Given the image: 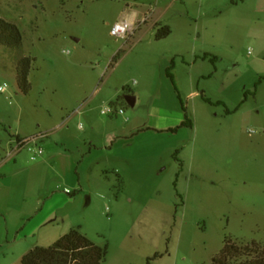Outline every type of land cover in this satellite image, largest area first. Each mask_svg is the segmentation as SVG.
<instances>
[{"label":"rangeland","instance_id":"rangeland-1","mask_svg":"<svg viewBox=\"0 0 264 264\" xmlns=\"http://www.w3.org/2000/svg\"><path fill=\"white\" fill-rule=\"evenodd\" d=\"M0 17L23 34L0 44V164L45 243L79 230L108 247L103 264L264 246V0H0Z\"/></svg>","mask_w":264,"mask_h":264},{"label":"trees","instance_id":"trees-1","mask_svg":"<svg viewBox=\"0 0 264 264\" xmlns=\"http://www.w3.org/2000/svg\"><path fill=\"white\" fill-rule=\"evenodd\" d=\"M157 40L168 38L172 34L170 26L159 25L156 28ZM15 23L0 17V44L5 41L11 45H21V34ZM29 59L25 60V69L19 76L18 86L21 91L28 95L31 93L32 84L30 73L32 66H28ZM33 64V61H32ZM168 77L177 88L174 76L168 71ZM208 103L210 100L205 99ZM185 121L182 127L194 128L193 120L184 108ZM36 137V136H34ZM27 139L18 138V142H27ZM108 255V247H101L85 236L79 230H72L64 235L55 244L49 247H36L26 254L21 264H103ZM214 264H264V246L254 241L251 245L240 246L231 240H226L220 254L214 258Z\"/></svg>","mask_w":264,"mask_h":264},{"label":"crops","instance_id":"crops-1","mask_svg":"<svg viewBox=\"0 0 264 264\" xmlns=\"http://www.w3.org/2000/svg\"><path fill=\"white\" fill-rule=\"evenodd\" d=\"M135 16L130 15L126 19L135 22ZM120 98L122 97H117V99ZM128 100L134 104L136 102L131 96L128 97ZM0 148H2L1 143ZM12 161L14 164L23 161L21 153L14 155ZM4 165L0 164V264H21L24 256L36 247L52 246L62 237L52 239L51 243H45L47 239L42 233L46 229V223L38 220V216H30V213L25 211V195L20 193L19 187L6 184L4 178L7 176ZM37 170L40 174L39 169ZM31 175L38 176L35 172H32ZM41 185L36 184L32 188H40ZM22 198L23 201H21ZM64 234L67 233H63V236Z\"/></svg>","mask_w":264,"mask_h":264},{"label":"built area","instance_id":"built-area-1","mask_svg":"<svg viewBox=\"0 0 264 264\" xmlns=\"http://www.w3.org/2000/svg\"><path fill=\"white\" fill-rule=\"evenodd\" d=\"M132 30H133V24L130 21H128V20H122V21L116 22L111 27V35L113 37H115V38L126 39V37L131 33ZM0 92L1 93H6L7 89L5 87H1L0 88ZM103 112L107 113V114L118 113L121 116H125V114H126L124 109L118 110L117 108H115L113 106L106 107L103 110ZM124 119L126 121H128V117H124ZM31 139L34 142L38 141V137H33ZM27 143L28 142H18L17 145H16V151H11L10 152V157H14V155H16L18 152H20ZM40 152H41V150H40Z\"/></svg>","mask_w":264,"mask_h":264},{"label":"water","instance_id":"water-1","mask_svg":"<svg viewBox=\"0 0 264 264\" xmlns=\"http://www.w3.org/2000/svg\"><path fill=\"white\" fill-rule=\"evenodd\" d=\"M130 102V101H129ZM130 104L132 105V106H134L135 104H134V102H130Z\"/></svg>","mask_w":264,"mask_h":264}]
</instances>
